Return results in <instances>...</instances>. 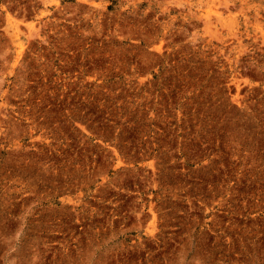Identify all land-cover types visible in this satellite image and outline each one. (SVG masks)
Returning <instances> with one entry per match:
<instances>
[{"label": "rangeland", "instance_id": "374dc122", "mask_svg": "<svg viewBox=\"0 0 264 264\" xmlns=\"http://www.w3.org/2000/svg\"><path fill=\"white\" fill-rule=\"evenodd\" d=\"M83 259L264 264V0H0V264Z\"/></svg>", "mask_w": 264, "mask_h": 264}, {"label": "crops", "instance_id": "0c3cea01", "mask_svg": "<svg viewBox=\"0 0 264 264\" xmlns=\"http://www.w3.org/2000/svg\"><path fill=\"white\" fill-rule=\"evenodd\" d=\"M138 163H140V162L136 161L135 164H138ZM113 164H115L114 160H113ZM130 164H132V163H130ZM127 165H128V163H126L124 165V167H122L120 169L118 168V169H115L114 171H112V174L115 173V176L112 178L111 177L108 178L107 176L105 178H103V177L101 178V176H100L99 198H106V196L104 194L108 193V190L111 187L116 189L120 203H122V201H125V198H127L128 196H132L133 197L132 199H134V200L138 198V194L141 192V190L139 189V186H138L139 178L135 177V180H132V181L129 180V178H128V183H126V182L121 183L119 180L120 174H122V175L128 174L127 172H129V169H128L129 167ZM135 168H137V167H135ZM130 172H132V171H130ZM160 174H161V171H160ZM102 179H104V180H102ZM122 181H125V180H122ZM161 187H163V185L160 184L159 181H156V180L151 181V184H150L151 189L149 192V197H150V195H153V196H154V194L156 195L157 189H158V191H160L162 189ZM153 189H156L155 193L153 192ZM151 203H154V200L152 201V199L149 198V204H151ZM130 209H132L131 206H129L128 210H130ZM147 210H149L148 207H147ZM142 232H144V231H142ZM83 264H85L84 259H83Z\"/></svg>", "mask_w": 264, "mask_h": 264}, {"label": "bare ground", "instance_id": "6f19581e", "mask_svg": "<svg viewBox=\"0 0 264 264\" xmlns=\"http://www.w3.org/2000/svg\"><path fill=\"white\" fill-rule=\"evenodd\" d=\"M53 2V1H52ZM54 3V2H53ZM19 50H20V48H19ZM19 55V54H18Z\"/></svg>", "mask_w": 264, "mask_h": 264}]
</instances>
